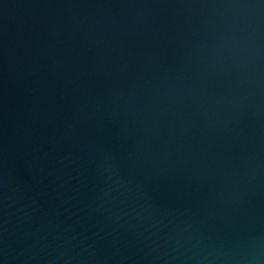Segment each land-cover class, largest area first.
<instances>
[{"label":"water","instance_id":"water-1","mask_svg":"<svg viewBox=\"0 0 264 264\" xmlns=\"http://www.w3.org/2000/svg\"><path fill=\"white\" fill-rule=\"evenodd\" d=\"M0 264H264V0H0Z\"/></svg>","mask_w":264,"mask_h":264}]
</instances>
